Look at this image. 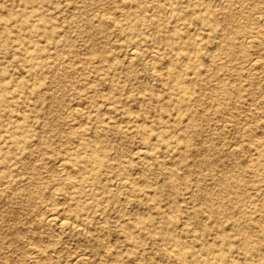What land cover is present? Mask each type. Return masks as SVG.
I'll return each instance as SVG.
<instances>
[{
  "label": "rangeland",
  "instance_id": "1",
  "mask_svg": "<svg viewBox=\"0 0 264 264\" xmlns=\"http://www.w3.org/2000/svg\"><path fill=\"white\" fill-rule=\"evenodd\" d=\"M219 1L0 0V264H264V0Z\"/></svg>",
  "mask_w": 264,
  "mask_h": 264
},
{
  "label": "bare ground",
  "instance_id": "2",
  "mask_svg": "<svg viewBox=\"0 0 264 264\" xmlns=\"http://www.w3.org/2000/svg\"><path fill=\"white\" fill-rule=\"evenodd\" d=\"M219 1V0H218ZM219 4H220V1H219ZM224 5V4H223ZM218 7V6H217ZM219 8V7H218ZM95 12V11H94ZM93 15V14H92ZM95 15V14H94ZM257 16V15H256ZM111 17V16H110ZM108 18V17H107ZM112 18V17H111ZM101 19V18H100ZM103 20V19H102ZM260 20H261V22L264 24V16H262V17H260ZM97 23H99V22H97ZM250 24V23H249ZM96 25V24H95ZM101 24H99V26H100ZM125 38V37H124ZM116 39V38H115ZM251 39H255L254 37L253 38H251ZM244 40V39H243ZM249 40V39H248ZM247 39H246V41H248ZM239 41H240V39H239ZM245 41V40H244ZM250 41V40H249ZM123 42V41H122ZM253 42V41H252ZM247 43H249V42H247ZM244 44H245V42H244ZM210 48V47H209ZM214 50V49H213ZM205 51H207V50H205ZM134 50L133 51H131V54L129 53L128 55H130V57H131V59H133L134 57ZM136 53H137V51H136ZM153 54V53H152ZM151 54V55H152ZM209 55V54H208ZM129 57V58H130ZM211 57V56H210ZM136 58V57H135ZM155 58V57H154ZM131 59H130V61H131ZM256 59V58H255ZM259 59V58H258ZM154 61H156V60H154ZM258 61H260L261 62V59H259ZM150 62V61H149ZM154 63V62H153ZM256 61L254 60V61H250V63H249V67H253V66H255L256 65ZM127 64V63H126ZM136 64V63H135ZM136 66V65H135ZM155 66V65H154ZM133 69V68H132ZM254 72V71H253ZM152 74V73H151ZM153 76V75H152ZM252 76V75H251ZM178 79H180V77L178 78ZM153 81V80H152ZM221 82V81H220ZM193 83V82H192ZM225 83V82H224ZM216 84V83H215ZM219 84V83H218ZM226 84V83H225ZM149 85V84H148ZM218 86V85H217ZM220 87V86H219ZM228 87V86H227ZM212 95H214V93L212 94ZM216 97H217V95H216ZM218 97H219V95H218ZM111 106V105H110ZM74 108H73V110H72V108L70 109V112H74ZM228 113H230V112H228ZM257 122H255V124H256ZM75 128V127H74ZM247 129V128H246ZM247 132H248V130H247ZM256 138V137H255ZM222 140V139H221ZM225 142V141H224ZM221 145V144H220ZM239 147V146H238ZM232 148V147H231ZM231 150H234V149H231ZM237 150H240V149H237ZM229 152V151H228ZM145 153H147V152H145ZM230 153V152H229ZM132 154V153H131ZM48 155V154H47ZM136 155L137 156H141L142 155V151L140 152V151H138L137 150V152H136ZM39 158V157H38ZM139 158V157H138ZM57 164H58V168L62 171H66V170H68V168L70 167V162L69 161H67V160H64V159H60V160H58L57 161ZM56 164V165H57ZM173 166V165H172ZM65 180L66 181H69V182H71V176H67L66 178H65ZM117 183V182H116ZM124 183V182H123ZM131 185V184H130ZM123 190V189H122ZM121 190V191H122ZM125 190V189H124ZM117 191V190H116ZM126 192V191H125ZM124 192V193H125ZM55 194V193H54ZM115 194V193H114ZM118 196V195H117ZM114 197V196H113ZM112 197V198H113ZM120 198V197H119ZM114 199V201H116L115 200V198H113ZM107 200V199H106ZM118 201V200H117ZM124 205V204H123ZM123 207V206H122ZM48 208V207H47ZM120 212V211H119ZM45 222L47 223V225H52V226H55V227H57L58 229H60L61 231H74L75 229H76V227L77 226H75L74 224H70V223H68V222H70V221H68V222H66V220H64V219H61V218H59V217H55V216H53V215H47L46 216V218H45ZM50 226H48V228H49ZM66 233V232H65ZM78 260V259H77ZM82 260V259H81ZM74 261H76V260H74ZM79 261H80V259H79ZM82 262V261H81ZM75 263H80V262H78V261H76ZM84 263V262H83Z\"/></svg>",
  "mask_w": 264,
  "mask_h": 264
}]
</instances>
